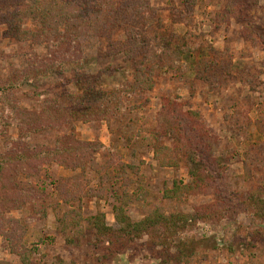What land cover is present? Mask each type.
<instances>
[{
    "label": "rangeland",
    "instance_id": "1",
    "mask_svg": "<svg viewBox=\"0 0 264 264\" xmlns=\"http://www.w3.org/2000/svg\"><path fill=\"white\" fill-rule=\"evenodd\" d=\"M0 1L4 8L0 12V80L8 81L14 74L40 68L48 51L9 36L5 18L16 11V0ZM184 1L148 0L153 15L147 16V24L174 40L177 48L184 44L182 38L193 35V42L204 45L203 51L198 56L183 55L178 60L181 66L160 70L151 93L124 97L123 111L114 118L62 121L51 130L31 133L27 141L20 140L17 123L0 135V156L12 159L0 175V215L21 223L31 264H158L146 237L113 255L95 245L96 234L88 220L104 214L107 224L116 227L115 207L125 194L126 210L134 221L155 211L190 218L186 236L196 254L187 264H264V218L257 220L251 214L258 210L252 208L254 204L264 209V0H195L192 16H187ZM23 24L27 30L39 29L35 21ZM113 41L119 46L126 42V35L119 32ZM74 53L71 50L66 60L79 57L78 69L67 64L64 78L55 75L26 82L11 97L13 104L43 117L45 96L123 90L134 83L128 57L107 40L82 37L79 56ZM204 59L200 68L207 64L204 68L215 81L196 78ZM220 75L234 80L219 79ZM165 100L183 105L184 112L199 114L206 148L211 146L219 160L206 194L178 200L164 196L175 181L191 182L185 168L163 167L155 159V135L173 118L164 110ZM6 108L0 97V113L7 117ZM42 121L38 127L44 128ZM24 143L38 152L67 153L53 161H35ZM20 153L28 154L30 161L22 162ZM90 161L98 164L101 174ZM77 214L81 225L73 227ZM3 263L23 264L0 236Z\"/></svg>",
    "mask_w": 264,
    "mask_h": 264
},
{
    "label": "trees",
    "instance_id": "2",
    "mask_svg": "<svg viewBox=\"0 0 264 264\" xmlns=\"http://www.w3.org/2000/svg\"><path fill=\"white\" fill-rule=\"evenodd\" d=\"M16 0L14 12L5 18L10 26L9 36L20 42H32L45 46L48 51L47 59L42 62L40 68L24 74H14L8 81L0 80L1 102L7 107L10 116L0 113V135L17 123L20 132V140H29L30 135L53 129L59 123L67 124L77 121H93L101 117L110 119L119 116L124 108V97L136 93H151L154 90L156 77L165 67L174 69L179 65L180 58L184 55H199L204 45L193 42V35L182 38L184 44L175 47L171 38L150 28L147 24V16L153 15V10L148 0ZM1 3V1H0ZM197 2L195 0L184 1V7H188V15L192 16ZM4 8H0V12ZM8 10L11 11L10 6ZM35 21L39 24L37 31L27 30L23 22ZM119 32H124L126 42L118 46L113 37ZM94 36L112 43L114 49L128 57L135 73L134 83L127 85L123 90L116 88L112 91H98L89 89L84 94H66L50 98L45 96L42 100L44 106L43 117L27 114L18 105L13 104L11 98L26 82H33L37 78H50L55 75L64 78V71L68 65L78 69L79 57L66 60L71 50L79 56L80 39ZM214 53V51H213ZM61 54V55H60ZM206 61L200 60L196 78L205 81H215L209 78L206 72L208 66L200 68ZM213 60L208 61L212 64ZM182 65V64H181ZM179 65V66H181ZM212 77L215 76L211 69ZM221 74V73H220ZM219 79L234 80L233 76H219ZM164 110L172 118L162 124L161 132L155 135V159L163 167L185 168L191 177L189 184L175 181L173 188L164 194L168 200H178L183 196L206 194L211 188L213 172L218 163L212 153L211 146L207 147L202 134L198 112H184L183 105L170 104L165 100ZM178 116V118H177ZM43 118L46 127H38ZM59 127V126H57ZM32 133V134H31ZM190 135V142H186V136ZM165 140L172 141L171 146L165 144ZM188 141V140H187ZM186 143V144H184ZM25 151L33 155L35 161L65 155V150H42L38 152L30 143ZM52 158V159H51ZM22 162L30 161L29 155L20 153ZM11 158L0 156V175L7 169V163ZM51 163V162H48ZM91 167L96 173L101 174V168L96 162L90 161ZM221 164H219L220 166ZM217 168V167H216ZM215 168V169H216ZM105 177H102V180ZM104 182V180H103ZM128 194L125 198H119V206L115 207L116 227H111L106 222V216L99 214L90 218L88 222L96 234L95 245L113 255L127 250L135 245L136 241L147 238L148 247L158 264H187L194 257L196 250L193 241L186 236L190 218L185 214L166 215L155 211L140 221H134L127 213L129 202ZM252 198V197H251ZM249 198V207H251ZM64 199V198H63ZM254 203L252 202V205ZM258 209L255 214L257 220L264 218V209L260 205H253ZM201 209H198L199 215ZM68 215H73L69 213ZM78 222L71 226L77 227L81 223V215ZM74 216V215H73ZM76 216V215H75ZM202 217V216H200ZM18 220L8 219L0 215V236L8 243L13 255H17L23 264H31L30 251L24 244L25 231ZM62 224L67 227L66 220ZM4 264V263H3Z\"/></svg>",
    "mask_w": 264,
    "mask_h": 264
}]
</instances>
